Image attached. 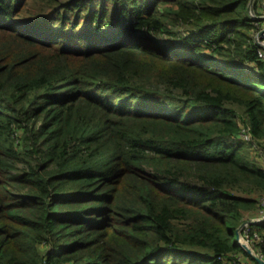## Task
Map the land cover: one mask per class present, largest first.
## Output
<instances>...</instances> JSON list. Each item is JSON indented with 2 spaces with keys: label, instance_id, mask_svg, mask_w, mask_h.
Masks as SVG:
<instances>
[{
  "label": "trees",
  "instance_id": "16d2710c",
  "mask_svg": "<svg viewBox=\"0 0 264 264\" xmlns=\"http://www.w3.org/2000/svg\"><path fill=\"white\" fill-rule=\"evenodd\" d=\"M250 1L0 0V264L235 262L264 198Z\"/></svg>",
  "mask_w": 264,
  "mask_h": 264
},
{
  "label": "rangeland",
  "instance_id": "374dc122",
  "mask_svg": "<svg viewBox=\"0 0 264 264\" xmlns=\"http://www.w3.org/2000/svg\"><path fill=\"white\" fill-rule=\"evenodd\" d=\"M260 1H264V0H251L248 6V10H249L250 18L254 19L252 20L253 25L254 27H256L255 31L253 30L254 31L253 39H254V42L257 45H259L258 47L260 48L261 56L263 57L264 55V11L261 6L260 7L258 6V4H261ZM31 6H35V5L31 4ZM175 31L177 33V36H179L180 34L183 36H186V32H183L184 30H183L182 25L177 26ZM167 37L168 36L166 34H160L159 36H156V38L161 43H165V41H168ZM242 128L243 126L241 125V129ZM245 128H249V127H245ZM249 153H251V158H253L254 161L257 162L256 164L258 165V167L264 170V150L262 151L257 146V143H255L254 146L250 148ZM253 210L255 211L254 212L255 215L253 217H246V215L248 214L247 213L243 217L242 221L237 226V228H240V230H239V238L236 241V243L238 244V247L241 248V252L238 255H233L236 261H238V262H235L234 264H258L255 260V257H257V259L264 262L263 255L261 256V252L258 251L260 244H262L264 247V230H262L263 237H261L258 234V229H255V227L253 226V225H256L254 221L256 222L257 220H254L253 222H251L252 219H256V218L264 219L263 218L264 217V200L258 202V204L254 206ZM247 223H254V224L245 225Z\"/></svg>",
  "mask_w": 264,
  "mask_h": 264
},
{
  "label": "built area",
  "instance_id": "2783aa9c",
  "mask_svg": "<svg viewBox=\"0 0 264 264\" xmlns=\"http://www.w3.org/2000/svg\"><path fill=\"white\" fill-rule=\"evenodd\" d=\"M260 3H261V4H258V6H259V7L261 6L262 9H263V11H264V5H263L264 1H260ZM258 46H259V45H258ZM239 138H240L241 141H243V142H245V143H252V144H253V140H252V138H251V136H250V134H249V130H248V129H243V130L241 131L240 135H239ZM263 200H264V198H262L260 201H263ZM263 218H264V217H263ZM254 220H257V221L255 222ZM253 221H254V223H256V224H264V219H262V218L252 219L251 222H253ZM254 223H247V224H245V225H250V224H254ZM250 229H251V228H250ZM260 245H261L262 248H264L262 244H260ZM260 245H259L258 251L261 252V256H262V251H261ZM250 255H251V254H250ZM254 257H255V256H254ZM255 259H257V257H255ZM235 262H238V261L235 260ZM235 262H233V263H231V264H234Z\"/></svg>",
  "mask_w": 264,
  "mask_h": 264
},
{
  "label": "water",
  "instance_id": "95a60500",
  "mask_svg": "<svg viewBox=\"0 0 264 264\" xmlns=\"http://www.w3.org/2000/svg\"><path fill=\"white\" fill-rule=\"evenodd\" d=\"M239 230H240V228H237V229L235 230V240H236V241H237L238 238H239ZM255 260H256V262H257L258 264H264V262L261 261V260H259V259H255Z\"/></svg>",
  "mask_w": 264,
  "mask_h": 264
},
{
  "label": "crops",
  "instance_id": "0c3cea01",
  "mask_svg": "<svg viewBox=\"0 0 264 264\" xmlns=\"http://www.w3.org/2000/svg\"><path fill=\"white\" fill-rule=\"evenodd\" d=\"M250 3V2H249ZM249 6V5H248ZM249 11V10H248Z\"/></svg>",
  "mask_w": 264,
  "mask_h": 264
}]
</instances>
